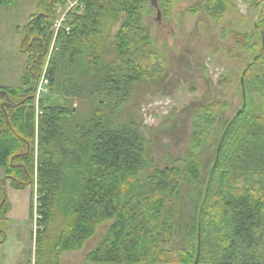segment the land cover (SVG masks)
I'll return each instance as SVG.
<instances>
[{"label": "trees", "instance_id": "trees-1", "mask_svg": "<svg viewBox=\"0 0 264 264\" xmlns=\"http://www.w3.org/2000/svg\"><path fill=\"white\" fill-rule=\"evenodd\" d=\"M149 1L79 0L76 8L65 13L55 35L50 23H56L58 7L64 8L67 2L40 0L38 12L23 27L20 51L30 57L20 85L0 87V169L5 174L0 186V245L6 241L12 221L9 215L13 206L7 199L6 183L20 192L30 188V218L37 226L32 235L36 264H59L64 252L81 251L97 228L107 222H111L107 233L85 257L88 263L191 262L182 252L175 255L170 248L179 228L181 186L193 185L201 172L193 150L186 155V173L165 168L144 175L151 160L137 129L135 133L117 130L98 110L93 120L76 125L74 133L65 136L63 124L72 117V111L51 99L57 88V62L65 63L64 70L90 52L94 55L87 65L92 69L101 67L100 45L119 21L122 24L116 36V51L121 58L129 54L141 35L149 38V29L142 26ZM15 2L0 0V6L9 7ZM261 25V51L243 75L264 96V15ZM142 72L128 78L106 76L102 80L103 95L117 99L115 92L121 90L129 96L126 84H132ZM43 74L50 96L43 95L36 108V92ZM261 106L263 117L253 121L245 135L250 141L238 140L233 151L222 155L213 173L210 170V179L216 171L223 173L215 204L209 209L205 206L207 192L202 212L200 208L194 226L189 228L197 240L201 237L202 241L204 233L224 239L219 264H234L245 251L251 260L260 253L264 233V99ZM207 122L214 123L210 118ZM249 174L254 175L251 180ZM60 220L65 224L53 241L49 234ZM44 249L51 251L48 263L40 261L47 256Z\"/></svg>", "mask_w": 264, "mask_h": 264}, {"label": "rangeland", "instance_id": "rangeland-1", "mask_svg": "<svg viewBox=\"0 0 264 264\" xmlns=\"http://www.w3.org/2000/svg\"><path fill=\"white\" fill-rule=\"evenodd\" d=\"M66 2L64 8L57 9L56 23H50L55 35L65 13L76 8L79 0ZM39 3L40 0H16L9 7L0 6V87L20 85L30 57L20 51L23 27L38 12ZM262 3V0H158L156 9L151 7L150 0L142 19V26L149 29V38L141 35L129 54L121 58L116 51V36L122 24L119 21L100 45L101 67L92 69L87 65L94 55L90 52L64 70L65 63L57 62V88L51 99L57 106L72 111V117L63 124L65 136L74 133L76 125L93 120L100 110L117 130L135 133L137 129L140 133L151 160L144 175L165 168H178L186 173V155L193 150L201 172L193 185L181 186L179 228L170 248L175 255L182 252L191 261L189 264H194L199 246V240L194 239L189 228L194 226L207 192L205 206L209 209L215 204L223 174L216 171L210 179V170L225 152L234 150L238 140L250 141L245 137L247 131L253 121L263 117L264 96L243 75L261 51L258 26H262L261 15H264ZM48 61L49 58L46 67ZM139 70H143L142 75L132 84H129L131 81L126 84L129 96L121 90L115 92L117 99L103 95V78H128ZM45 84L43 74L36 92V108L41 97L49 95ZM204 108L211 110L206 112ZM205 118H210L213 125ZM4 177L0 169V186ZM247 177L251 180L254 175ZM6 195L13 206L9 215L12 221L6 241L0 245V264H36L32 235L37 226L30 218L31 190L17 191L7 182ZM110 223L100 225L81 251L64 252L59 264H95L86 262L85 257L100 243ZM64 224V220L54 224L49 238L57 239ZM262 236L260 253L251 260L246 251L242 252L234 264H264V233ZM223 240L218 234L204 233V239L200 240V264L220 263ZM44 250L46 255L51 252ZM49 259L47 255L40 261L48 263ZM166 264L179 263L176 260Z\"/></svg>", "mask_w": 264, "mask_h": 264}, {"label": "water", "instance_id": "water-1", "mask_svg": "<svg viewBox=\"0 0 264 264\" xmlns=\"http://www.w3.org/2000/svg\"><path fill=\"white\" fill-rule=\"evenodd\" d=\"M151 7H152V8H156V9L159 8V7H158L157 0H151ZM158 12H159V11H158ZM158 15H159V13H158ZM261 34H262V36H263V32H261ZM263 47H264V43H263ZM217 158H218V157H217ZM214 168H215V166L213 167L211 173H213ZM207 189H208V188H207ZM205 200H206V197H205V199H204V202H205ZM204 202H203V203H204ZM202 208H203V205H202V207H201V211H200V213L202 212ZM199 254H200V237H199L198 253H197V257H196V260H195L194 264H198V262H199Z\"/></svg>", "mask_w": 264, "mask_h": 264}, {"label": "crops", "instance_id": "crops-1", "mask_svg": "<svg viewBox=\"0 0 264 264\" xmlns=\"http://www.w3.org/2000/svg\"><path fill=\"white\" fill-rule=\"evenodd\" d=\"M110 225H111V223H110Z\"/></svg>", "mask_w": 264, "mask_h": 264}]
</instances>
